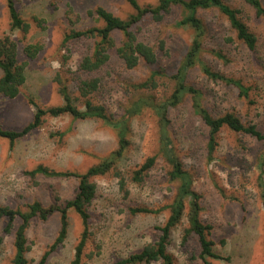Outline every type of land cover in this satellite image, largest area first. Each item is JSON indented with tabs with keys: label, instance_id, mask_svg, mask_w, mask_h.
<instances>
[{
	"label": "rangeland",
	"instance_id": "obj_1",
	"mask_svg": "<svg viewBox=\"0 0 264 264\" xmlns=\"http://www.w3.org/2000/svg\"><path fill=\"white\" fill-rule=\"evenodd\" d=\"M20 16L30 24L24 35L10 31L5 0H0V37L10 34L17 42L20 62L27 61L26 81L14 99L0 97V127L20 130L33 116L35 105L40 108L63 103L55 77L67 85L73 97L78 96L77 84L82 79L97 78L99 87L91 101L102 105L115 118L138 98L155 101L165 99L173 89L170 78L179 67L192 32L179 28L178 10H172L160 22L146 17L136 28L138 40L154 47L157 62L147 68L139 65L128 69L110 51L109 60L98 71L84 74L78 70L81 57L92 48L93 40L63 39L72 31L102 26L93 14L103 7L125 19L133 13L125 0H14ZM159 0H137L139 5H154ZM241 11V18L258 39L255 52L235 39L227 20L217 11L200 12L206 27L202 60L226 76L240 79L250 88L249 99L243 100L231 86L208 80L198 68L189 71L187 81L207 94L206 107L215 117L233 113L244 124H254L264 133V19L241 0H225ZM264 6V0H260ZM117 44L118 33L113 35ZM228 38L231 41H228ZM39 43L42 50L33 60H26L22 49ZM227 57L222 63L211 51ZM151 69L163 70L167 77L158 79L153 91H136L133 84L145 81ZM1 76V72H0ZM82 101V100H81ZM81 107V102L77 101ZM173 146L184 168L193 179V189L200 196V218L212 227L209 239L218 259L210 264H264V207L260 182L264 184V143L256 138L226 127L217 133V147L208 160L207 130L190 107L189 100L170 112ZM129 147L118 163L124 188L111 173L94 177L96 195L89 206V237L79 264H112L154 243L158 227L167 218V211L158 214H132L131 209H157L168 204L177 183L168 180V167L161 159L145 178L133 183L130 176L143 161L158 150V123L150 109H143L129 120ZM116 148L115 133L96 119H73L69 115L45 116L40 127L18 140L12 148L0 138V205L25 210L37 201L47 207L71 199L77 187L74 177L53 178L30 176L37 166L60 172L84 173ZM68 234L63 245L52 252L45 264H72L83 226L79 216L68 210ZM19 220L15 221V228ZM0 217V264H10L13 257L14 233H3ZM186 220L173 229L168 252L173 264H203L195 235L183 240ZM59 230V214L47 220L34 219L26 231L29 250L28 264H38ZM13 231V230H12ZM146 264V263H144ZM147 264H160L151 262Z\"/></svg>",
	"mask_w": 264,
	"mask_h": 264
},
{
	"label": "trees",
	"instance_id": "obj_2",
	"mask_svg": "<svg viewBox=\"0 0 264 264\" xmlns=\"http://www.w3.org/2000/svg\"><path fill=\"white\" fill-rule=\"evenodd\" d=\"M132 8L133 13L125 19L115 16L103 7H97L93 14L102 26H94L80 31H72L63 39V44L70 40H93L92 48L84 54L79 63L78 70L84 74H91L98 71L109 60L110 51L114 50L117 57L123 62L126 68L133 69L139 65L150 68L157 62V52L153 46L138 40L136 28L149 17L154 22H160L172 10L180 12V18L175 22L179 28H188L192 32L191 42L186 48L183 58L175 74L171 76L173 89L165 99L155 101L150 98L140 97L134 101L124 113L115 118L107 114L102 105L91 101V96L97 92L99 82L97 78L82 79L77 84L78 96L73 97L66 84L59 77H55L58 93L63 103L59 106L40 108L35 105L31 121L20 130H8L0 127V138L9 142L10 148L33 130L41 126L45 116L59 117L69 115L73 119H96L109 127L116 137V148L98 163L89 167L84 173L60 172L49 170L42 165L37 166L33 171L27 172L30 176L37 174L46 177L69 178L77 180L75 194L71 199L58 203L55 199L47 207L35 201L29 204L25 210L12 209L9 206L0 205V217L4 219L3 233H14L13 257L10 264H28L26 253L29 250L26 231L30 222L34 219L47 220L54 213L59 214V230L53 243L48 247L38 264H45L49 255L61 247L68 234V210H73L80 218L83 226L80 239L75 246L74 259L72 264H79L83 251L89 237V206L96 195V185L92 181L94 177L104 176L111 173L119 179V185L124 188V178L118 169V163L125 155L128 147L129 120L132 116L139 114L143 109H150L154 113L158 123V150L157 153L147 157L143 163L132 172L130 176L133 183L141 185L144 183L148 172L154 168L157 159H161L168 167L166 175L168 180L177 183L172 200L164 206L151 209L136 207L131 209L132 214H158L167 211V218L164 224L158 227L159 236L157 240L144 246L140 251L117 260L112 264H144L160 262V264H173V258L167 248L170 236L183 219L186 220L187 228L183 240L189 235L197 237L200 246V258L203 264H210L208 258L218 259L220 256L213 251L214 243L209 239L212 227L201 221L200 196L193 189V179L188 170L177 155L173 146L170 112L189 100L193 114L199 118L207 130L206 151L208 160L217 147V133L221 128L226 127L234 132L243 133L256 138L264 143V133L254 124H244L233 113H225L215 117L206 107L207 94L200 88L188 83V73L193 68H198L201 73L212 82H221L231 86L237 92L239 98L249 99L250 88L235 79L212 69L202 60L203 45L206 37V27L199 13L204 11H217L228 22L230 29L235 34V39L242 43L249 52H255L258 44L257 36L250 31L240 14L241 11L232 7L225 0H159L154 5L141 6L137 0H125ZM250 7L256 17L264 19V6L260 0H241ZM10 20V31H21L24 35L29 31L30 24L27 23L16 8L14 0H5ZM118 33L121 36L119 44L113 35ZM228 41H231L228 38ZM42 50L39 43L27 44L22 49L26 60H33ZM212 55L227 62V57L222 52L211 51ZM27 61L20 62L17 42L10 34L0 37V97L14 99L18 96L21 87L26 81ZM167 77V74L160 69H151L148 78L140 83L133 84L136 91H153L159 86L158 79ZM82 100V101H81ZM77 101L81 102V107ZM261 181V201L264 207V184ZM19 224L15 228V221ZM13 230V231H12Z\"/></svg>",
	"mask_w": 264,
	"mask_h": 264
}]
</instances>
